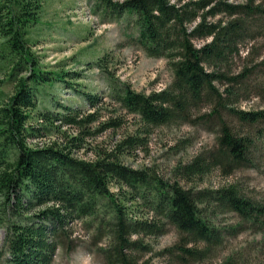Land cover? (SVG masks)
<instances>
[{"label":"trees","instance_id":"16d2710c","mask_svg":"<svg viewBox=\"0 0 264 264\" xmlns=\"http://www.w3.org/2000/svg\"><path fill=\"white\" fill-rule=\"evenodd\" d=\"M98 1L100 7L118 17L134 15L140 49L147 57L166 59L173 73L171 84L161 91L146 95L116 87L111 99L147 127L194 126L216 120V145L177 166L174 175L179 181L174 182L122 164L120 156L129 154L138 138H126L114 152L95 161L75 158L74 152L83 148V136L95 133L86 126L97 121V113L90 111L102 104V97L79 90L86 112L59 104L55 111L44 108L32 116L44 86L52 87L55 82L71 85L66 77L72 80L79 76L43 71L31 55L25 28L36 22L40 0H0V36L6 39L0 58L13 62L11 79L28 71L27 76L15 81L13 95L5 101L0 99V215L15 219L6 237L8 257L0 264H51L56 250L69 240L70 226L76 221L88 220L96 230H105L110 264H154L139 263L131 257L130 253L146 249L133 237H157L168 226L179 235V241L168 250L169 264L203 259L230 231L217 226L214 217L205 216L210 210L214 215H235L236 224L229 226L233 235L246 229L264 231V223H260L264 203L245 196L235 185L197 190L180 183L214 168L230 175L254 164L252 149L256 139L264 137V109L235 107L250 99L246 81L253 72L245 68L230 74L223 66H228V56L238 54L240 45L251 37L246 32L263 15V5L255 4L258 0L242 4L214 0ZM220 14L233 18L208 21ZM208 39L199 47L193 43ZM204 108L207 111L201 113ZM34 117L35 125L29 123ZM225 117L246 126L249 132L237 131ZM63 126L81 132L64 136L61 143L30 146V141L42 139L46 131L60 133ZM117 126V121L110 120L101 129ZM111 185L119 187L117 193L111 192Z\"/></svg>","mask_w":264,"mask_h":264},{"label":"rangeland","instance_id":"374dc122","mask_svg":"<svg viewBox=\"0 0 264 264\" xmlns=\"http://www.w3.org/2000/svg\"><path fill=\"white\" fill-rule=\"evenodd\" d=\"M110 1L118 3L124 0ZM214 1L232 4L246 2ZM98 2L40 0L36 22L25 28L27 47L41 70L78 74L79 78L71 80L67 76L65 81L71 85L55 82L52 87L44 86L31 115L35 116L37 111L44 108L55 111L59 104L79 107L86 112L87 106L81 92L94 93L102 97V104L90 111L96 112L98 119L86 126V129L95 133L83 136V148L74 152V157L95 161L100 156L114 152L126 138H138L129 154L120 156L122 164L136 170H147L169 182L179 181L174 175L177 166L187 164L215 147L218 127L216 120L214 123L194 126L172 124L147 127L138 116L126 113L112 100L110 96L116 87H128L146 95L161 91L171 84L173 73L166 59L147 57L140 49L136 42L138 27L134 15L124 13L118 17L104 10ZM258 3L263 5V15H260L255 26L247 30L246 33L251 34V37L240 45L238 54L228 56V66H223L224 70H230V74L245 68L253 72L246 81L250 99L235 105L245 111L264 109V66H258L264 62V0L255 2ZM232 18L220 14L208 21L226 22ZM5 40L0 36V53L4 51L1 45ZM207 41L209 39L195 40L193 43L199 47ZM12 67V61L0 58V81H3L0 85V99L4 101L13 95L15 81L28 74V71L22 72L11 79ZM218 87L224 88L220 85ZM43 93H47L46 96ZM49 95L52 96L51 102L48 101ZM206 111L207 108L201 109V113ZM36 120L35 117L29 119V123L35 125ZM110 120L117 121L119 126L102 130V125ZM225 120L237 128V131L249 132V128L239 125L232 118L225 117ZM79 132L81 129L63 126L60 133L46 131L42 139L30 141V146L43 147L54 142L61 143L64 136H77ZM256 141L252 149V167L236 170L230 175H224L218 168H214L208 174L193 178L188 183L181 181V185L197 190H215L235 185L245 196L264 203V137ZM109 188L115 194L119 187L111 185ZM121 191L128 192L126 188ZM7 215H0V262L8 257L6 237L10 224L15 222L14 217ZM205 216L214 217L217 226L230 231L224 234V241L220 246L212 249L203 259L190 260L187 264H264V231L255 233L246 229L233 235L229 227L236 224L233 213L214 215L210 210ZM89 222L76 221L70 226L71 236L64 247L56 250L51 264H110L105 253L109 248L107 233L103 229L96 230ZM260 223H264V218ZM133 238H138L146 249L130 253L131 257L139 263L148 261L154 264H169L171 257L168 250L179 241V235L173 226H168L165 233L157 237Z\"/></svg>","mask_w":264,"mask_h":264}]
</instances>
